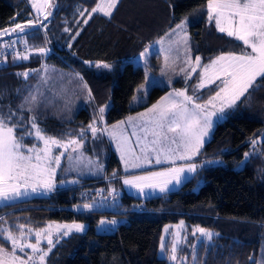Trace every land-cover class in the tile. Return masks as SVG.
Instances as JSON below:
<instances>
[{
  "label": "trees",
  "instance_id": "obj_1",
  "mask_svg": "<svg viewBox=\"0 0 264 264\" xmlns=\"http://www.w3.org/2000/svg\"><path fill=\"white\" fill-rule=\"evenodd\" d=\"M51 2L57 5L50 8L52 15L39 19L47 25L44 28L36 23L25 0H0V30L11 31L16 23L27 25L32 21L35 26L21 33L22 42L27 41L26 47L47 45L51 51L30 54L26 60L7 57L0 64V110H18L25 97L37 95L45 113L40 127L51 136L71 133L75 137L92 123L107 101L104 126L147 106L168 89H187L188 95L200 96L199 102L214 94L215 85L193 92L196 71L188 82L177 77L168 85L151 86L142 103L128 104L142 80L141 67L131 58L184 17L190 54L199 55L202 64L222 52L239 54L243 50L238 41L207 21V0H120L111 18L92 14L86 18L87 23L84 10L93 8L97 0ZM77 10L84 15L78 16ZM64 26L69 32L62 30ZM17 34L2 35L0 42L11 44L9 40ZM103 64L111 68L97 67ZM23 73H28L27 77ZM80 77L91 89V97ZM238 105L214 125L200 155L192 160L197 171L175 190L137 198L120 188L114 209L76 210L77 205L92 199L93 191L91 194L89 190L106 191L109 185L118 188L122 171L110 149L104 176L79 178L73 185L3 204L0 228L12 230L22 224L41 228L48 220L84 223L82 233L55 242L45 264H167L158 256L162 228L183 221L188 231L200 227L213 233L211 240L196 246L194 264H262L264 136L258 139L264 129V84L247 102ZM29 115L24 112L26 118ZM101 125L98 122L96 126ZM87 137L85 152L95 144L90 131ZM253 139L257 141L255 146ZM31 142L29 137L24 140L25 144ZM245 153H249L247 158ZM110 214L120 217L117 225L109 232L97 233L96 224ZM0 245L8 247L2 236Z\"/></svg>",
  "mask_w": 264,
  "mask_h": 264
},
{
  "label": "snow or ice",
  "instance_id": "obj_2",
  "mask_svg": "<svg viewBox=\"0 0 264 264\" xmlns=\"http://www.w3.org/2000/svg\"><path fill=\"white\" fill-rule=\"evenodd\" d=\"M119 3L120 0H108L106 4H97L88 13V18L90 19L93 13L98 12L111 18L113 10ZM44 6L57 7L51 0H44ZM206 7L208 21L214 22L216 30L242 42L243 45V50L239 54L222 52L210 59L207 64H202V58L197 55L194 61L195 66H192L190 71L184 68L180 69V72L185 73L187 80L191 78L192 73L197 71V68H202V71L198 73L199 82L194 86L193 92L196 93L209 84L215 85L214 95L210 96L207 102L198 103L200 96L188 95L187 89L174 90L173 93L161 98L160 102L152 105L146 112L137 113L136 117L130 116L127 121H119L112 125L111 130L96 126L98 122L103 121V113L107 106L100 107L92 123L87 128H81L75 137L71 133H63L57 137L48 135L46 130L40 127L39 122L45 113L41 109L37 95L30 94L24 98L23 103L18 106V110L9 108L6 113L0 110V201H15L28 195L29 188L33 193L37 192L38 188L53 191L56 187L57 169L61 168V158L66 154L69 167L64 171H78L83 174L79 167L83 165L88 167L93 174L102 173L103 165L98 161L87 159L80 151L84 141L88 138L89 131L93 140L100 139L104 133H107L110 139L116 142L117 151L120 153V159L126 172L130 169L144 168L153 162L157 165H170L160 171L123 178L125 185L135 187L141 192L144 188H159L160 192H165L169 190V184L173 182L176 185L180 184L181 177L185 173H195L198 167L196 163L177 165L176 161H192L194 157L200 155L201 149L207 142L206 138L210 137L215 123L223 120L229 110L236 109L239 106L238 102H247L259 86L264 84V0H207ZM37 11H42V8H37ZM84 11L80 12L81 16L84 15ZM50 15H52L51 11L44 18L47 19ZM87 22L86 19L84 23ZM36 23H39L41 27H47L39 20ZM185 24L186 20L181 21L171 32L177 33V30H180V33H184ZM34 26L32 21H29L27 25L16 23L11 31L0 30V36L17 32L25 33L26 28ZM65 31L67 32L69 29L66 28ZM21 39L23 40L22 36ZM180 42L184 45L185 62L192 65L191 48L186 33L181 36ZM24 43L27 44V41L25 40ZM8 46L11 47L10 44ZM37 51L43 54L47 49L39 48ZM143 55L144 53L141 54V56ZM15 59L26 60L28 56L17 54ZM165 60L167 62L168 57ZM85 63L88 62L85 61ZM101 66L107 69L111 68L108 64L97 65V67ZM162 74L166 73L162 72ZM23 75L27 77L28 73H23ZM258 78H260L259 82ZM80 81L83 83V88L87 90L88 97H91V89L88 88L86 82H83V77H80ZM250 89L252 91H249ZM24 112H28L30 115L26 118ZM68 119L71 117L69 116ZM125 125L136 129L131 135L137 137L135 144L140 148L139 154L135 148L129 146V137L124 134L126 127H122ZM98 133L100 135H97ZM138 133H142V135ZM26 137H32L34 141H42L43 147H37L35 142L31 146L25 144ZM256 142L255 139L251 141L253 146ZM54 149H63V151L54 153ZM72 153H76V155L74 156ZM248 156L249 153H245V157ZM112 176L115 177L116 173L113 172ZM78 182V180L69 181V183ZM94 205L95 201L77 205L76 209L78 211L81 209L91 210ZM106 223L114 225L116 221H100L101 225ZM182 224L183 221H181ZM17 227L21 230L24 228L23 225ZM62 227L63 235L68 236L73 231L83 232L85 225L73 223ZM59 228L60 226H57V230ZM165 231L167 232V228ZM197 231L209 240L212 239L213 234L206 229L198 228ZM30 234V230L27 234L21 231L20 235L16 236L11 230L0 228V236L11 242L10 250L0 245V264H29L30 261H33L34 264V257L25 253L24 249L30 248L33 254L41 253L39 245L42 231L35 233V243L22 242ZM50 235L51 225L48 226L47 232V236ZM47 242L49 245L53 243L51 239H48ZM165 250L166 246L162 238L161 251ZM17 251L27 256V259L17 255ZM50 251L51 247L42 252L39 256L40 264H43ZM171 252L173 255L170 258L175 260L177 258L174 255L175 244H173Z\"/></svg>",
  "mask_w": 264,
  "mask_h": 264
},
{
  "label": "rangeland",
  "instance_id": "obj_3",
  "mask_svg": "<svg viewBox=\"0 0 264 264\" xmlns=\"http://www.w3.org/2000/svg\"><path fill=\"white\" fill-rule=\"evenodd\" d=\"M25 2L27 4V6L29 7L31 14L34 17L36 22H37V20L43 18L46 15L47 7L44 6V0H25ZM106 3H108V0H97L94 7H96L97 4L103 5ZM206 6H207V2L204 5V8L207 12ZM37 8H42V11L38 12ZM91 10H92V8L90 10L86 11L87 13L85 14L86 16L84 19H86L88 17V13L91 12ZM80 12H81V10H77L78 16L80 15ZM93 14L103 15V13H100V12L93 13ZM184 20H186L185 17L183 19H181L180 22H178L177 24L181 23V21H184ZM207 21H208V15H207ZM37 24H39V23H37ZM177 24H175L170 30L174 29ZM212 24L215 27L214 22ZM66 28L69 29L68 27L64 26L62 30L65 31ZM67 32H69V31H67ZM170 33L171 34H170L169 38H167V37L165 38V36L164 37L161 36L162 38H158V39L154 40L153 42L147 44L140 53H138L136 56L131 58V61L133 63L138 64L141 67L142 80L138 83V85L136 86V88L134 90V93L132 94V96L130 97V99L128 101V104L130 106H136V105L142 103L145 100L147 91L149 90V88L151 86L168 85L171 82V81H169L171 78H174V77H177V76L183 74L182 72H180V69L181 68L185 69V62H183V63L181 62L182 61L181 55L182 54L185 55V50H184L183 43L180 41H181V36L184 33H186V30L184 27V33H180V30H177V33H179V34L172 33V32H170ZM13 34L11 36H13ZM22 35H23V33H22ZM22 35H21V33H18L17 36L11 37V39L9 40V43H11L12 45H14L16 47H22L23 46L26 49L25 51H22L20 53L14 54L13 56H10L12 60H23V59H15L17 54H20L22 56L23 55L29 56L30 54L39 53V51H37L39 48H45V49H47L46 52H51L47 45L43 46V47H33L30 44L26 47V45H24V43L22 42V39H21ZM168 40H169V43H168V46H166L164 42H167ZM17 42H19L18 45H16ZM238 42L243 47L242 42H240V41H238ZM2 45H4V43L1 41L0 47ZM170 47H171V51H170ZM173 51L177 53V55H178L177 59L178 58L179 59L171 62V57H172ZM142 53H144L143 56H141ZM39 54H41V53H39ZM218 55H220V54H218ZM166 57H168L167 62L165 60ZM185 57H186V55H185ZM209 62H207V63H209ZM1 63H4V60H1L0 64ZM192 65H194V64H192ZM187 70L190 71V68H188ZM201 71H202V68H200V72ZM162 72L166 73V74H162ZM198 82H199V79H198L196 84H198ZM160 96L156 100H154L153 102L148 104L147 106L137 110V112L142 110V109L144 110L147 107H149V105H151L152 103H155L160 98ZM134 98H136V99H134ZM205 102H207V101H205ZM205 102H203V103H205ZM108 105H109V102L107 101L102 105V107H105ZM134 113H136V111L128 114L125 117H128ZM119 121H127V118H122V119L116 120L112 123H113V125H115ZM217 122H219V121H217ZM100 124H102V125H101V127L99 126L98 128H104L105 127L102 122H100ZM122 127H126V131L124 134L129 137V146L135 148V151L137 152V154H139L140 148L137 147L135 144L137 137L131 135V133L133 131H136V129H133L131 127H127L126 125L122 126ZM138 134L142 135V133H138ZM97 135H100V133H98ZM107 136H108V134L104 133L100 139H95L94 147L92 149L88 148V152H85L83 147L80 149V151L83 152L84 156L87 159H91L94 162L98 161L100 164L103 165V168L105 165L106 155H107L108 151L111 149L109 146L110 144H108ZM263 136H264V129L262 130L261 136L259 137L258 141ZM29 139L32 142L30 144H27V145L31 146V144L35 142L37 147H40V148L43 147L42 141H34L32 137H29ZM58 151H63V149H54V153L58 152ZM69 152H71V149H69ZM115 152L117 154V158L119 160V163L121 165V170H122V175L119 178L118 188L114 189L113 185H109L108 188L106 187V191H103L100 188L89 190V192L91 194L93 191V194H92V199H90L88 201V203H93V201H95V205L92 209H96V208L114 209L115 203L117 202L116 193L120 190V188L126 194L133 196V197H137V198H145V197L156 196V195L161 194L160 192L153 191L151 188H144L143 192H141L139 189H137L135 187L125 185L123 183V178L124 177H130L132 175L128 173L129 171L126 172L124 169V164L122 163V161L120 159V153L117 151L116 142H115ZM72 154L74 156L76 155V153H72ZM244 158H246L245 155H244ZM189 163H193V162H189ZM146 166H154V163H152L150 165H146ZM68 167H69V161L67 160V154H66L64 157L61 158V168L57 169L56 177H58V178H55L56 187H65V186L73 185L75 183H69V181L78 180L79 178L102 177L105 174L104 171L102 173L93 174V172L89 171L88 167H84L83 165L79 166L80 170L83 172V174H80V172H78V171H64V169L68 168ZM149 171H151V170H149ZM155 171H160V170H159V168H157V169H155ZM148 172H142V173L134 174V175H142V174H146ZM61 181H64V183H61ZM178 187H179V184L175 185V187H173V189L175 190ZM173 189H170V190H173ZM21 191L23 192L24 189L22 188ZM27 191H28V195L22 196L15 201H9V202L0 201V206L3 204H9V203L25 200V199H28L32 196H39L47 190H45L43 188H38L37 192L33 193L31 191V188H29ZM83 210L84 209H81V211H83ZM118 219L120 220V217L117 218L112 214L102 217L99 220V222L96 224L95 231L97 233L109 232L110 230H112L117 225V223L119 221ZM102 220L103 221H113L114 220V221H116V223L114 225L113 224H107V223L104 225H101L100 221H102ZM73 223H80V224L85 225L84 223H82L80 221H69V222L59 221L58 222V221L48 220V221L44 222V224L42 225L41 228H33L29 225H23L22 224L24 226V228L22 230L19 229L17 226H15L14 229H12L11 231L13 232L14 235L19 236L21 231H23L24 233L27 234V233H29V230H30L31 234L27 235L26 239L22 241L24 243H35V233L37 231H42V239H41L39 247L41 248L42 252H45L48 250L49 247L52 248V246L55 244V242L58 241L61 237H66L63 235L64 229L62 226L63 225H71ZM49 225H51V235L47 236ZM57 226H60L59 230H57ZM85 227H86V225H85ZM166 228H167V232L165 231ZM198 228H200V227H198ZM198 228L193 227L190 231H188L184 227V223L181 225V221H179L177 223H173V224H165L162 228V236L160 239L158 256L165 258L167 261V264H194L196 246L198 245V243L204 244V243L209 241V239L206 236H202L199 233V231H197ZM2 229H7V228L2 227ZM84 230H85V228H84ZM207 231L212 233L211 230H207ZM194 232H195V235H193ZM72 233H77V232L73 231ZM72 233H70V234H72ZM79 233H82V232H79ZM43 237H47V238H43ZM2 238L4 239L3 236H2ZM162 238H163V242L166 246L165 251H161ZM48 239H51L53 241L52 245L48 244V242H47ZM4 241L8 245V247L6 249L10 250L11 249V242L7 241L5 239H4ZM173 244L176 245V252L174 253V255L177 258L175 260H172L170 258L171 255H173V253L171 252ZM24 252L27 253L28 255H32L34 257V264H40L39 256L42 254V252L33 254L32 250L30 248H27V247L24 249ZM17 255H20L24 259H27V256H24V254L20 253L19 251H17ZM29 264H33V261H30ZM43 264H45V259H44Z\"/></svg>",
  "mask_w": 264,
  "mask_h": 264
},
{
  "label": "crops",
  "instance_id": "obj_4",
  "mask_svg": "<svg viewBox=\"0 0 264 264\" xmlns=\"http://www.w3.org/2000/svg\"><path fill=\"white\" fill-rule=\"evenodd\" d=\"M171 32V30L169 29L168 31H166L163 35H161L162 37H164L165 36V38L167 37V38H169L170 37V33ZM158 37V38H162V37ZM158 38H156V39H158ZM155 39V40H156ZM153 42V41H152ZM151 43V42H150ZM165 43V45L166 46H168V43H169V40L167 41V42H164ZM170 51H171V47H170ZM185 55H186V53H185ZM185 55L184 54H182L181 55V59H182V63L183 62H185ZM190 56H191V54H190ZM177 57H178V55H177V53L176 52H174L173 51V54H172V57H171V62H173V61H176V60H178L177 59ZM195 57L196 56H191V59H192V61H193V64H194V61H195ZM215 57V56H214ZM214 57H212V58H214ZM211 58V59H212ZM210 60H208L207 62H209ZM207 62H205L204 64H206ZM133 63V62H132ZM135 64V63H134ZM135 65H138V64H135ZM139 66V65H138ZM192 66H195V65H189V64H187L186 62H185V69L187 70L188 68H191ZM197 73H200V68H197ZM194 73H192L191 74V77H192V75H193ZM177 77H182L183 78V80L185 81V82H188L190 79H185V73H183V74H181V75H179V76H177ZM177 77H174V78H171L169 81H172L173 79H175V78H177ZM198 79H199V77L197 78V80L195 81V83H194V86L196 85V83H197V81H198ZM170 84V83H169ZM209 85H212V84H209ZM208 85V86H209ZM174 90H184V88H182V89H168L166 92H164L161 96H160V98L155 102V103H152L151 105H149V107H147L146 109H142V110H140V111H136V113H134V114H132V115H130L131 117H136V115H137V113H141V112H146L147 111V109H149V108H151L152 107V105H154V104H157L158 102H160L161 101V98H163V97H166V96H168V94L169 93H173V91ZM201 90V89H200ZM212 95H214V94H212ZM211 95V96H212ZM210 97V96H209ZM209 97L208 98H206L204 101H202V103L203 102H205V101H207L208 99H209ZM198 103H201V102H198ZM130 116H128V117H130ZM128 117H124V118H128ZM113 125V123H110V124H108V125H106L104 128H108L109 130H111V126ZM209 138V137H208ZM208 138H206V140H208ZM107 140H108V144H110L109 146H110V148L114 151V153H115V155H116V157H117V154H116V152H115V141H113L112 139H110V137L109 136H107ZM118 159V158H117ZM118 162H119V160H118ZM189 162H192V161H187V162H185V161H176V164L177 165H180V164H182V163H189ZM154 163V166H145L144 168H140V169H131V170H129V174H131V175H134V174H139V173H142V172H148L149 170H151L152 172H154L155 171V169H157V168H159V170H161L162 168H167V167H169L170 165L169 164H162V165H157V164H155V162H153ZM119 165H120V163H119ZM120 169H121V165H120ZM122 171V170H121ZM151 171H149V172H151ZM193 175V173H185L184 174V176H182L181 177V179H182V182H184L185 180H187L188 178H190L191 176ZM184 177H187L186 179L184 178ZM56 178H58V177H56ZM181 182V183H182ZM180 183V184H181ZM180 184H179V186H180ZM175 182H173L172 184H169L168 185V189L170 190V189H173V187H175ZM153 191H156V192H160V190H159V188H156V189H152ZM169 190H167V191H165V192H168ZM174 190V189H173ZM170 191H172V190H170ZM46 192H48V191H45L44 193H46ZM44 193H42V194H44ZM160 193H164V192H160ZM33 197V196H32Z\"/></svg>",
  "mask_w": 264,
  "mask_h": 264
},
{
  "label": "built area",
  "instance_id": "obj_5",
  "mask_svg": "<svg viewBox=\"0 0 264 264\" xmlns=\"http://www.w3.org/2000/svg\"><path fill=\"white\" fill-rule=\"evenodd\" d=\"M9 44H4L0 47V61L5 60L7 57L13 56L16 53H20L25 51L26 49L22 47H16L12 44L11 47L8 46Z\"/></svg>",
  "mask_w": 264,
  "mask_h": 264
},
{
  "label": "water",
  "instance_id": "obj_6",
  "mask_svg": "<svg viewBox=\"0 0 264 264\" xmlns=\"http://www.w3.org/2000/svg\"><path fill=\"white\" fill-rule=\"evenodd\" d=\"M46 7H47V6H46ZM49 11H50V7H47V13H48ZM12 34H13V33H12ZM12 34H11V35H12ZM11 35H10V36H11Z\"/></svg>",
  "mask_w": 264,
  "mask_h": 264
}]
</instances>
